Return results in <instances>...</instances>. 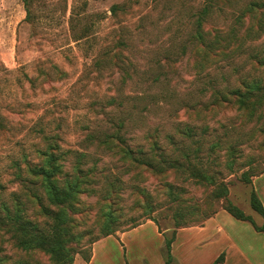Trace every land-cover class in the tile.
<instances>
[{
	"label": "rangeland",
	"instance_id": "1",
	"mask_svg": "<svg viewBox=\"0 0 264 264\" xmlns=\"http://www.w3.org/2000/svg\"><path fill=\"white\" fill-rule=\"evenodd\" d=\"M205 2L30 0L26 6L24 0H0L2 196L22 195L12 163L23 165L24 157L40 161L36 152L44 147L43 135L58 133L56 145L72 151L59 161L60 179L65 173L73 176L79 154L85 153V166L98 162L101 185L123 180L113 208L116 233L151 220L165 242L175 227L197 224L205 213L229 205L251 217L256 212L253 179L264 171V108L252 119L226 108L195 112L209 101L210 87L235 81L233 68L240 65L195 68L190 38ZM28 6L34 14L30 19ZM113 6L119 9L116 15ZM227 11L230 22L232 11ZM255 45L264 46V34ZM121 123L128 144L147 150L150 167L126 173L123 163L98 147V140ZM155 133L162 155L152 153L146 140ZM174 159L177 168H169ZM223 188L226 196L217 198ZM80 199L90 210L67 236L70 264L87 263L109 222L104 213L111 207L98 194ZM26 208L34 220V207L27 203ZM154 229L140 230L154 238L147 246L151 250L160 244ZM13 234L0 226V264H60L43 250L19 248Z\"/></svg>",
	"mask_w": 264,
	"mask_h": 264
},
{
	"label": "trees",
	"instance_id": "2",
	"mask_svg": "<svg viewBox=\"0 0 264 264\" xmlns=\"http://www.w3.org/2000/svg\"><path fill=\"white\" fill-rule=\"evenodd\" d=\"M24 1L26 6L29 5L30 0ZM29 8L28 6L27 19L34 15ZM228 9L232 11L230 22L227 18ZM118 10L117 6L111 8L113 15H116ZM218 20H223L222 25L216 23ZM263 34L264 0H206L204 6L196 14L194 31L190 38L191 55L195 68L204 72L220 68L222 65H240L233 68L235 81H230L224 86L210 87L209 101L195 112L226 108L236 111L239 115L245 114L250 119L256 115L259 118L264 108V46L259 49L255 44L260 41ZM77 40H81V37ZM106 56L109 55L106 54ZM111 57L117 58L118 55H111ZM53 68L59 75H64L56 66ZM126 76H128L127 73ZM1 124L0 120V128ZM58 135V133H52V136L43 135L44 147L36 152L40 161H29L24 157L23 165L19 161L12 163V168L16 169L14 177L18 180V189L22 195L12 193V199H6L0 192V226L5 225L9 232L14 233L13 239L19 248L23 250L37 248L49 254L56 263L66 264L65 261H68L67 264H70L72 255L71 248L66 245L67 236H69L71 226L73 229L79 227L80 222L87 219L86 216L90 210L89 205H83L80 196L96 193L101 198L100 200L111 207L107 213L103 211L104 218L109 222L101 230V239L116 235V229L111 225L115 223L113 213L117 211L113 208L117 206L119 195L123 191V180L116 178L101 185L98 162L94 161L91 166H85L87 161H82L87 157L85 153L79 154L73 176L65 173L63 179H60L62 165L59 161L65 160L72 151L61 150L56 145L54 139ZM158 138L156 133L146 136V140L151 144V152L162 155L165 152L158 143ZM127 141L123 133V123H121L113 132L105 133L98 140V147L123 163L126 173L131 172L132 167L136 169L150 167L152 162L147 150L134 149ZM230 151L235 152V148L230 146ZM163 162H167L165 158ZM177 162L176 159L170 161L168 167L177 168ZM225 190L223 188L217 198L226 196ZM27 203L34 207V220L28 218ZM251 206L254 211L264 216V207L255 190L251 194ZM224 210L238 220L250 222L257 231L264 233V225L258 227L252 217L239 208L229 205ZM217 212L205 213L197 224L185 223L180 227H175L173 236L165 239L162 248L165 264H173L171 244L175 240L177 230L201 225ZM38 219L44 221L40 222ZM98 241H94L93 245ZM90 258L91 254L86 260L87 263ZM223 259L221 255L213 264H220Z\"/></svg>",
	"mask_w": 264,
	"mask_h": 264
},
{
	"label": "crops",
	"instance_id": "3",
	"mask_svg": "<svg viewBox=\"0 0 264 264\" xmlns=\"http://www.w3.org/2000/svg\"><path fill=\"white\" fill-rule=\"evenodd\" d=\"M253 187L264 207V172L253 179ZM251 217L258 227L264 225V216L255 212ZM147 226L158 229L150 220L96 242L86 264H165L163 234L157 230L158 233L154 234L160 244L155 250L148 249L154 238L140 231ZM130 251L132 255L128 260ZM208 251L212 256L209 263ZM171 254L173 264H213L221 255L224 259L220 264H264V233L257 231L250 222L238 220L222 209L201 225L178 229L171 244Z\"/></svg>",
	"mask_w": 264,
	"mask_h": 264
}]
</instances>
